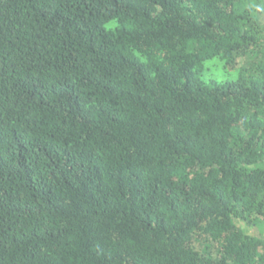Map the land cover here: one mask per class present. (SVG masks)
<instances>
[{
	"label": "trees",
	"instance_id": "obj_1",
	"mask_svg": "<svg viewBox=\"0 0 264 264\" xmlns=\"http://www.w3.org/2000/svg\"><path fill=\"white\" fill-rule=\"evenodd\" d=\"M0 264H264V0H0Z\"/></svg>",
	"mask_w": 264,
	"mask_h": 264
},
{
	"label": "rangeland",
	"instance_id": "obj_2",
	"mask_svg": "<svg viewBox=\"0 0 264 264\" xmlns=\"http://www.w3.org/2000/svg\"><path fill=\"white\" fill-rule=\"evenodd\" d=\"M242 228H243V230L244 231H246V232H253L254 231V227L253 228H251V227H248L245 223H242Z\"/></svg>",
	"mask_w": 264,
	"mask_h": 264
}]
</instances>
